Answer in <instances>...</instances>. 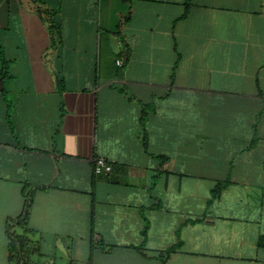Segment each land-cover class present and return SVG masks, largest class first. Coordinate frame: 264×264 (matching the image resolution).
Here are the masks:
<instances>
[{
  "label": "crops",
  "instance_id": "obj_1",
  "mask_svg": "<svg viewBox=\"0 0 264 264\" xmlns=\"http://www.w3.org/2000/svg\"><path fill=\"white\" fill-rule=\"evenodd\" d=\"M191 3L0 0V264H264V0Z\"/></svg>",
  "mask_w": 264,
  "mask_h": 264
},
{
  "label": "trees",
  "instance_id": "obj_2",
  "mask_svg": "<svg viewBox=\"0 0 264 264\" xmlns=\"http://www.w3.org/2000/svg\"><path fill=\"white\" fill-rule=\"evenodd\" d=\"M191 4H192L191 0H186V4H185L186 5V11L189 9ZM49 28H50L51 32H53L52 30L58 31V27H57V24L55 22H54V24L52 23V25H49ZM0 77L2 80L9 77L8 61L6 59H4L2 56H0ZM145 144H146V137H144V145ZM228 181H229L228 179H225L223 181L216 182V184L211 189L212 198L217 196L221 192L222 188L225 187V185L228 183ZM28 199L29 198H27V200ZM25 216H26V212H25L23 218H25ZM143 234L145 235V231L143 232ZM17 240H18L19 244L17 243V245H16V240H15L10 245L9 259L14 261L13 264H27L30 252H29V250L25 249L23 239L21 237H17ZM258 245L264 246V236H261L259 238ZM36 250H37V248H36ZM174 250H175V246H172V247L168 248L166 252L174 251Z\"/></svg>",
  "mask_w": 264,
  "mask_h": 264
},
{
  "label": "rangeland",
  "instance_id": "obj_3",
  "mask_svg": "<svg viewBox=\"0 0 264 264\" xmlns=\"http://www.w3.org/2000/svg\"><path fill=\"white\" fill-rule=\"evenodd\" d=\"M61 30V29H59ZM54 36L59 37V32L55 30ZM56 264H59L64 259V255L59 251L56 253ZM51 257L48 255L40 254L37 251L29 253V258L27 264H51ZM13 264V262L11 263Z\"/></svg>",
  "mask_w": 264,
  "mask_h": 264
},
{
  "label": "built area",
  "instance_id": "obj_4",
  "mask_svg": "<svg viewBox=\"0 0 264 264\" xmlns=\"http://www.w3.org/2000/svg\"><path fill=\"white\" fill-rule=\"evenodd\" d=\"M117 64L122 65V59H118ZM91 162L94 174L106 173L112 168L111 163L102 156H93Z\"/></svg>",
  "mask_w": 264,
  "mask_h": 264
}]
</instances>
